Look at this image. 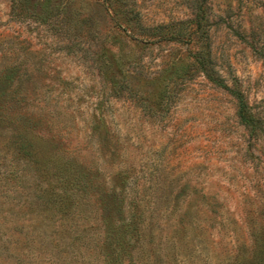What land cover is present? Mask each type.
Here are the masks:
<instances>
[{
  "label": "rangeland",
  "instance_id": "rangeland-1",
  "mask_svg": "<svg viewBox=\"0 0 264 264\" xmlns=\"http://www.w3.org/2000/svg\"><path fill=\"white\" fill-rule=\"evenodd\" d=\"M141 216L152 264H264V0H0V264H125Z\"/></svg>",
  "mask_w": 264,
  "mask_h": 264
},
{
  "label": "trees",
  "instance_id": "trees-1",
  "mask_svg": "<svg viewBox=\"0 0 264 264\" xmlns=\"http://www.w3.org/2000/svg\"><path fill=\"white\" fill-rule=\"evenodd\" d=\"M194 62L196 65V68L200 69L206 76V78L216 87H219L223 90H226L234 99V116L237 120V122L242 125L249 135H252L253 137H256L262 133V126L259 121L250 111L247 102L245 101L242 93L238 91L236 88H231L228 85H226L222 80H220L218 77L213 76L209 73L207 70V67L205 65V59L200 58L199 55H194ZM145 206L143 207L144 211ZM142 211V210H141ZM145 217L141 216L140 219H137L136 224L134 225V233H135V239L133 247L136 249L133 251V254H130L127 256V261L125 264H152L151 261H148L149 257L143 251V234L145 233ZM172 238H169L168 243L170 245H173ZM253 240V239H252ZM253 245H257V241H252ZM116 255H119L118 253ZM162 260L161 256L157 257V261L160 262ZM174 260V257L172 258Z\"/></svg>",
  "mask_w": 264,
  "mask_h": 264
}]
</instances>
